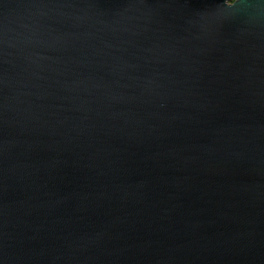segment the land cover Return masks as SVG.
<instances>
[{
    "label": "water",
    "instance_id": "95a60500",
    "mask_svg": "<svg viewBox=\"0 0 264 264\" xmlns=\"http://www.w3.org/2000/svg\"><path fill=\"white\" fill-rule=\"evenodd\" d=\"M0 264H264V0H0Z\"/></svg>",
    "mask_w": 264,
    "mask_h": 264
}]
</instances>
